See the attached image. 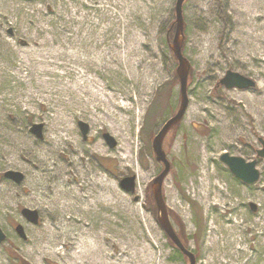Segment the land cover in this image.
<instances>
[{"label":"rangeland","instance_id":"obj_1","mask_svg":"<svg viewBox=\"0 0 264 264\" xmlns=\"http://www.w3.org/2000/svg\"><path fill=\"white\" fill-rule=\"evenodd\" d=\"M176 1L0 0V190L6 193L0 195V228L7 235L0 244V264H76L72 256L85 238L81 231L62 229L61 217L77 216L74 211L69 216L56 212L52 219L44 214L42 207L56 210L57 204L33 195L38 187L25 153L35 161L45 159L43 169L53 175L56 167L61 171L52 181L45 176L46 195L54 193L52 187L61 189V179L71 188L94 178L102 177L101 185L110 181L106 190L113 191L114 224L111 210L103 206L110 202L99 188L101 214L80 215L104 253L117 256L124 250L134 258L147 247L163 264H190L148 201L151 183L164 169L153 139L180 106L178 60L170 48ZM183 12V53L191 64L189 106L164 141L171 169L163 195L171 221L197 264H223L221 259L264 264V160L257 156L264 137V0H187ZM228 70L253 78L256 87L225 88L220 80ZM77 71L85 76L79 78ZM88 78L127 98L132 107L127 160L118 155V140L107 128L92 127V107L103 104L89 94ZM161 90L166 99L147 125ZM80 122L89 127L86 136ZM34 125H42V137L33 132ZM106 135L115 140L114 147ZM225 152L258 160L259 181L239 180L221 161ZM8 172L23 178L16 182ZM126 176L137 177L133 193L120 185ZM192 202L201 214L199 228ZM24 209L37 211L38 222L29 221ZM214 233L225 238L227 249L223 243L211 246ZM133 263L141 264L139 255Z\"/></svg>","mask_w":264,"mask_h":264},{"label":"bare ground","instance_id":"obj_2","mask_svg":"<svg viewBox=\"0 0 264 264\" xmlns=\"http://www.w3.org/2000/svg\"><path fill=\"white\" fill-rule=\"evenodd\" d=\"M21 44H27V41H21ZM71 72L74 73V70H72ZM75 74L79 78H83V76H85L84 74H81L80 71H77ZM88 79H89L88 82L91 83V87L93 88V89L89 88V94H92V99L97 98V100L103 104V106L92 107V112L95 117L94 119H91L92 127L93 129H97L99 126H103L104 128H107L110 134L115 139L118 140V144H117L118 155L122 158V160H127L129 157L126 154L130 152L129 149L132 144V137L129 129V123L131 121V118L128 116L132 110V107L129 104L127 98L116 97L115 95L110 94V92L106 91V88L102 83L99 82L97 83L92 78H88ZM45 83H48V81H46ZM48 94L50 95L54 93L50 91L48 92ZM39 97L43 105L44 104L43 96H39ZM1 111H3V108L0 106V112ZM65 137H67V135H65ZM65 141L71 145L73 143L71 138H66ZM27 147L24 148L26 152H27ZM72 151L76 152L77 154V151L73 147H72ZM26 154L27 153L23 154L22 158L25 161L24 163L26 164L29 163L31 165V168L33 170V177H32L33 184H35V186L38 187V189L34 192L33 195L37 196L41 200H49L50 202H54L57 204L56 210L54 209L46 210L44 207H42V210H44V214H47L48 219H52L53 217H55L57 215L56 212H58L60 215H63L62 213H67V215L69 216L74 211L77 215L74 217L73 216L67 217L66 215H63L61 217L62 229L65 230L64 233L70 234V233H74L75 231H81L82 238L83 236L85 237L84 239L79 241L80 244H79V248H77L76 256H72V261H74V263L78 264L77 258H79L81 260L80 264H134L133 260L137 255H139L141 264H163V260L156 261L154 255L150 256V254L146 250L147 247L142 248L140 251H136V256L132 258L130 254H125L124 250L123 251L120 250L119 251L120 254L114 256L109 253H104V251H102L100 247H96L94 245L95 242L93 241L92 233L88 231L89 230L88 226L83 224V218H81L83 217V215L82 216L80 215L85 214L88 216L90 214H93L97 218L99 214H101V210L99 209V204L104 201L103 199L101 200V198L98 196L99 191H96L99 188L102 192L105 191L104 193L105 202L108 201L110 202L109 204L106 205L104 204L103 206L104 208L111 210L112 212L111 221L114 224V217L116 212L114 211V209H112L113 202L112 199L109 198L110 197L109 192L112 194L113 191L111 189L109 192L106 190L108 189L109 185L111 186L109 180H106L105 185H101L103 184V178L102 177L98 179L94 178L91 179L90 183H88L87 185L85 183L88 181L85 180V183H82L84 185L78 184L76 188H71L66 186L65 179H61L59 181V186L61 187V189H59L58 187L54 189L52 187L54 193L50 192L49 195L48 194L46 195L44 193L45 189L43 188L45 176L48 177L49 181L50 180L52 181V179H54L55 176L59 177L62 175V173L61 171H58V167H56L55 171L57 170V172L56 174L54 173L53 175L50 169H46V170L43 169V166L46 165L45 159L40 158L39 161H35L36 159L34 157H29ZM74 180L78 183L81 182L78 178ZM204 183L205 182L203 181V184ZM92 191H94L95 194H92L91 193ZM41 192L43 194H41ZM82 193L85 194L82 195ZM4 194L6 193H4L3 190H0L1 198H4ZM7 199L10 200L11 196L8 195ZM111 243L117 245L113 240H111ZM221 243H223L224 247L227 249V242L225 241V238L219 237L218 234L215 233L212 234L211 246L213 247ZM66 246L67 243H65V247ZM85 258L86 259L89 258V260H85ZM91 258H93L92 260L93 262L90 261ZM216 263H218V261H216ZM221 263L227 264V262H225L222 259H221Z\"/></svg>","mask_w":264,"mask_h":264},{"label":"water","instance_id":"obj_3","mask_svg":"<svg viewBox=\"0 0 264 264\" xmlns=\"http://www.w3.org/2000/svg\"><path fill=\"white\" fill-rule=\"evenodd\" d=\"M187 0H177L175 6V22L173 26L175 27L174 39L170 43V48L178 60L177 76L180 83V106L177 112L171 116L156 133L152 148L158 162L164 164V169L157 175L151 184V190L153 198L157 207V220L166 233V235L171 239V241L180 249V251L189 259L190 264H196L197 260L193 252L188 250L183 242L181 241L176 229L171 221L168 206L163 195L164 182L170 173L171 163L168 159L167 153L164 149V140L169 134V132L181 123L183 120L187 108L189 106V95H188V79L191 70V64L189 60L185 57L183 53L184 43H185V18L183 13V6ZM222 84L227 89H252L256 87L257 82L251 77H247L238 72L228 70L225 76L220 80ZM80 128L84 136L87 135L88 125L84 122H80ZM33 132L42 137V125H34ZM106 139L111 147L116 145L115 140L106 135ZM259 141L262 148L257 151L259 158L264 159V137H260ZM221 161L226 164L230 171L242 182L247 185H253L260 179V170L258 169V161L252 160L247 161L240 156H232L225 152L221 155ZM6 176L11 177L16 182H20L23 176L20 173L8 172ZM121 187L130 193L136 191L137 181L136 176H126L120 181ZM138 200V196H136ZM253 211H256V206L251 205ZM23 214L28 218L29 221L37 223L39 219V214L37 211H32L29 209H24ZM18 232L24 235L22 227H17ZM6 235L0 228V243L5 241Z\"/></svg>","mask_w":264,"mask_h":264},{"label":"trees","instance_id":"obj_4","mask_svg":"<svg viewBox=\"0 0 264 264\" xmlns=\"http://www.w3.org/2000/svg\"><path fill=\"white\" fill-rule=\"evenodd\" d=\"M163 89H167V87H163ZM162 89V90H163ZM162 90L159 92V95H158V97H157V99L153 102V104L151 105V107H150V112L148 113V115H147V125H149L150 124V122H151V120H152V113L153 112H155V111H157V110H159V109H161V107H162V101L163 100H165L166 99V94H167V92L165 93V94H162L163 92H162ZM148 201H149V204L150 205H152V208H151V210H152V212H154L155 214L157 213V208H156V204H155V201H154V198H153V196H152V193H151V191L150 192H148ZM193 203V202H192ZM193 205L195 206V204L193 203ZM193 205H192V207H193ZM196 207V206H195ZM196 210L197 211H195V216L197 217L196 219H195V224L198 226V228L200 227V225H201V214H200V212L198 213V208L196 207ZM178 250V249H177ZM178 252H180L179 250H178Z\"/></svg>","mask_w":264,"mask_h":264},{"label":"flooded vegetation","instance_id":"obj_5","mask_svg":"<svg viewBox=\"0 0 264 264\" xmlns=\"http://www.w3.org/2000/svg\"><path fill=\"white\" fill-rule=\"evenodd\" d=\"M16 231L18 232L17 228H16ZM4 233H5V232H4ZM18 233H19V232H18ZM5 235H6V234H5ZM6 239H7V235H6L5 241H6ZM5 241H3V243H4Z\"/></svg>","mask_w":264,"mask_h":264}]
</instances>
